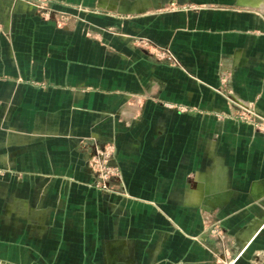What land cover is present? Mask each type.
I'll list each match as a JSON object with an SVG mask.
<instances>
[{
  "label": "crops",
  "instance_id": "0c3cea01",
  "mask_svg": "<svg viewBox=\"0 0 264 264\" xmlns=\"http://www.w3.org/2000/svg\"><path fill=\"white\" fill-rule=\"evenodd\" d=\"M35 2L0 0V264H219L216 222L264 264V129L228 116L264 115V0Z\"/></svg>",
  "mask_w": 264,
  "mask_h": 264
},
{
  "label": "built area",
  "instance_id": "2783aa9c",
  "mask_svg": "<svg viewBox=\"0 0 264 264\" xmlns=\"http://www.w3.org/2000/svg\"><path fill=\"white\" fill-rule=\"evenodd\" d=\"M34 5L44 18H51L53 12L48 9L46 0H36ZM53 18L56 19V17ZM113 155L114 146L112 144L93 146L92 157L89 161L90 169L94 175L93 186L103 194H124V186L119 179V170L110 163ZM210 231L211 234H219L223 239L221 228L218 225L210 226Z\"/></svg>",
  "mask_w": 264,
  "mask_h": 264
},
{
  "label": "rangeland",
  "instance_id": "374dc122",
  "mask_svg": "<svg viewBox=\"0 0 264 264\" xmlns=\"http://www.w3.org/2000/svg\"><path fill=\"white\" fill-rule=\"evenodd\" d=\"M48 9L51 10L49 8V6H48ZM255 10L258 11V12L264 13V9H262V8L255 9ZM55 15L60 17L62 19V21L66 22V20H67L66 19V17H67L66 15H64V14L58 15V14H55L54 12L51 15V18H49V19H54L53 17H56ZM136 43L141 48H148V47H150L152 45V43L146 38H144V39L142 38L140 40H136ZM150 56H151V58L153 60H158V61L171 62L173 60L172 54L166 48L165 49H163V48H154V51L151 52ZM223 80L224 79H222V81ZM229 108H230V114L228 116L234 118L235 120H237L239 122H245V123H248V124H252L254 126L253 128H255L256 130L264 129V115L256 114L254 109L248 108V106H244L241 103H239L238 101L230 103V107ZM216 223L219 225V222H216ZM221 231H222V234H223V239L220 237L219 234H217V235L216 234H211L213 240L217 244V246H216L217 248L214 247V248H216V250H215L216 254H218V255L219 254H224V252L228 251V255L225 254L226 256H228V257L225 256L226 260L223 259L224 262L222 260L221 263H219V264H223V263H226V262L234 264L236 256L233 255L230 252V249L223 248V246H221V244L218 245L219 243H222V242H225V243L230 242L231 243V239L229 238V237H231L230 234L223 232V230H221ZM227 235H229V236H227ZM212 252H213V250H212Z\"/></svg>",
  "mask_w": 264,
  "mask_h": 264
},
{
  "label": "bare ground",
  "instance_id": "6f19581e",
  "mask_svg": "<svg viewBox=\"0 0 264 264\" xmlns=\"http://www.w3.org/2000/svg\"><path fill=\"white\" fill-rule=\"evenodd\" d=\"M262 4H264V3H262Z\"/></svg>",
  "mask_w": 264,
  "mask_h": 264
}]
</instances>
